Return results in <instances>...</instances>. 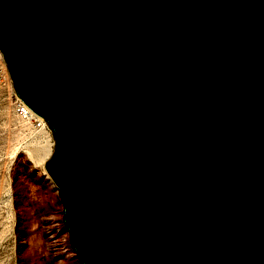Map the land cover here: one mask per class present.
<instances>
[{"label":"water","instance_id":"1","mask_svg":"<svg viewBox=\"0 0 264 264\" xmlns=\"http://www.w3.org/2000/svg\"><path fill=\"white\" fill-rule=\"evenodd\" d=\"M0 55L80 264H264V0H0Z\"/></svg>","mask_w":264,"mask_h":264},{"label":"rangeland","instance_id":"2","mask_svg":"<svg viewBox=\"0 0 264 264\" xmlns=\"http://www.w3.org/2000/svg\"><path fill=\"white\" fill-rule=\"evenodd\" d=\"M12 96L0 55V264H80L40 162L51 136L14 113Z\"/></svg>","mask_w":264,"mask_h":264},{"label":"built area","instance_id":"3","mask_svg":"<svg viewBox=\"0 0 264 264\" xmlns=\"http://www.w3.org/2000/svg\"><path fill=\"white\" fill-rule=\"evenodd\" d=\"M3 79V76H2ZM11 107L14 111V113L20 117L22 120L26 121L29 125L32 127H35L37 129H43L45 126V123L42 119L37 118L34 116L28 109L27 107L18 99L14 96H12L11 99Z\"/></svg>","mask_w":264,"mask_h":264},{"label":"bare ground","instance_id":"4","mask_svg":"<svg viewBox=\"0 0 264 264\" xmlns=\"http://www.w3.org/2000/svg\"><path fill=\"white\" fill-rule=\"evenodd\" d=\"M42 130H43V132H44V133L48 136V138H49V136H50V132H49V130H48L46 127H44ZM42 130H40V131H42ZM49 144H51V143H49ZM47 147H48V146H47ZM46 149H48V148H46ZM49 149H50V148H49ZM49 153H50L49 150H48V151L46 150L45 153H44L45 156H44V155H43V156L47 158V156L49 155ZM35 156H36V155H35ZM39 156H40V155H39ZM44 157H43L42 159L40 158V162H41L42 164H43L44 160L46 159V158L44 159Z\"/></svg>","mask_w":264,"mask_h":264}]
</instances>
